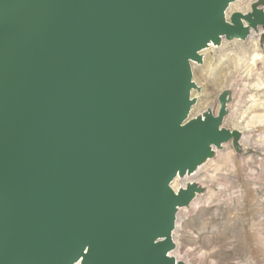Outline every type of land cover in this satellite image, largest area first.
<instances>
[{
  "label": "water",
  "instance_id": "95a60500",
  "mask_svg": "<svg viewBox=\"0 0 264 264\" xmlns=\"http://www.w3.org/2000/svg\"><path fill=\"white\" fill-rule=\"evenodd\" d=\"M24 1L2 4L12 25ZM232 1L37 0L22 36L0 35V264H182L168 253L187 190L133 198L154 168L192 172L232 136L225 97L190 117L200 41L254 22H217Z\"/></svg>",
  "mask_w": 264,
  "mask_h": 264
},
{
  "label": "rangeland",
  "instance_id": "374dc122",
  "mask_svg": "<svg viewBox=\"0 0 264 264\" xmlns=\"http://www.w3.org/2000/svg\"><path fill=\"white\" fill-rule=\"evenodd\" d=\"M4 3L2 27L14 22ZM233 14L254 19H241L247 37L209 44L191 63L190 117L216 112L225 97L222 127L233 134L178 179L187 194L176 208L170 254L182 264H264V0H234L226 22Z\"/></svg>",
  "mask_w": 264,
  "mask_h": 264
},
{
  "label": "bare ground",
  "instance_id": "6f19581e",
  "mask_svg": "<svg viewBox=\"0 0 264 264\" xmlns=\"http://www.w3.org/2000/svg\"><path fill=\"white\" fill-rule=\"evenodd\" d=\"M37 4V0H27L22 2L18 6L17 14L15 17L17 20V25H9L8 27H0V35L5 36L6 38H15V37H20L23 35V33L26 31V27L24 28V24L20 20V17L18 15H26L30 9L34 6V4ZM232 10V9H231ZM229 16V15H228ZM224 16H221L216 19L217 22L220 24H224ZM228 19V18H227ZM200 47H198L195 52H196V57L202 58L201 57V52L202 50L207 46L211 45L213 43L212 40H205V41H200ZM198 63L197 59L192 60L191 63ZM190 69H191V64H190ZM0 72H3V75H6L9 77L11 75V72H9L7 69L4 67L0 66ZM193 83V82H192ZM194 84V83H193ZM190 98L191 97V92H190ZM194 117V116H193ZM8 122L2 117L1 112H0V128H6L8 127ZM198 163H195L194 167H197ZM187 167L185 164H165L162 166H159L157 168H154L149 175L148 182L146 186L138 192L134 198H133V206L138 205L141 202L149 201L151 202L154 198L158 196H167L168 194H173L175 196H180L182 193L186 191V185H181L179 186L178 179L181 176V170H185V173L187 174L186 171ZM185 174V175H186ZM171 235V234H170ZM2 253L0 252V257H2ZM168 256L171 257V254L168 253ZM177 261V259L175 258ZM14 264H23L19 261H16ZM74 264H79V261H77Z\"/></svg>",
  "mask_w": 264,
  "mask_h": 264
}]
</instances>
